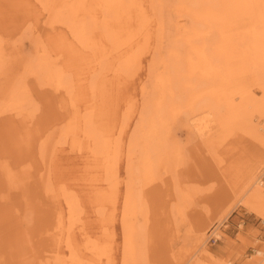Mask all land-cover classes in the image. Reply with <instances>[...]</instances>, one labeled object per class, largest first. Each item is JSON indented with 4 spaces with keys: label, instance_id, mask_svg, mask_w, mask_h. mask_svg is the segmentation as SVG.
<instances>
[{
    "label": "bare ground",
    "instance_id": "6f19581e",
    "mask_svg": "<svg viewBox=\"0 0 264 264\" xmlns=\"http://www.w3.org/2000/svg\"><path fill=\"white\" fill-rule=\"evenodd\" d=\"M39 3L48 14L50 25H65L77 43L94 51L95 63L90 64L87 71L80 76V80L91 73L87 79H90L92 97L97 99V94L99 96L96 109L98 112L95 109L88 111L89 113L84 112L82 129L87 140L82 141L79 148L81 150L84 145L90 147L94 144L96 148H91V151L98 155L101 163L103 162L108 189L104 194L102 190L99 192L101 198L98 196L97 203H115L117 197L121 201L119 264H149L151 262L148 263L147 258L146 235L150 234L147 230L158 186L168 183V204L165 203L163 212L170 210L174 219L177 216L184 218L186 208L196 195V187L182 182L177 176L178 167L182 163L180 147L171 145L169 141L161 142L158 135H167V126L184 115L190 117V124L193 119L202 116L197 120V127L206 138L208 147H215L213 134L216 127L225 131L247 128L256 132L260 130L263 132L264 143V122L255 115L258 113L264 117V0H149L150 12H147L142 0H39ZM123 21H126L125 24H122ZM135 21L140 24L133 34L131 26ZM135 36L138 38L136 42H143V50L145 47L151 50L152 56L147 65V77L140 88V113L132 130L129 150L124 154L121 146L113 147L109 140L110 131L104 124L106 119L103 116L106 111L111 112L106 85L109 73H104V70L110 69L117 75L130 72L135 58L129 53L136 45ZM48 56L44 51L39 56H32V60L27 57L31 61L24 63L22 75L13 83L10 79L2 80L6 72L0 70V112L14 111L29 120L34 118L39 108L34 105L36 100L27 84L30 78L35 79L39 88H49L64 95L62 104L68 107H65V114L69 112L70 107L77 108L82 101L76 99L73 93L76 79L66 71L64 65L53 63L52 59L48 60ZM37 57L38 59H35ZM2 63L0 54V66ZM102 81H105V84ZM254 85H260L263 94L260 101L255 98L251 87ZM136 102L128 103L122 114L124 130L129 126L137 109ZM96 105L97 101L92 107L96 108ZM50 111L46 109L44 117L49 116L52 119ZM76 118L77 116L70 117L66 124L63 123L64 128L60 126L62 115L53 118L49 124L41 123L40 129H43V133L39 137L42 141L39 152L43 163L53 148L55 150L58 134L61 139L64 137L68 140V137L72 136L77 140L80 119ZM98 118L102 120L101 124L98 123ZM43 127L48 130L45 131ZM9 163L10 161L3 165V174L11 188H18L22 185L23 180L21 183L20 180L23 175L20 176L18 169ZM44 165L47 174L49 166ZM28 167H32V163ZM262 168L264 153L256 157L241 174L238 181L239 196L233 205L242 206L264 219V182L261 179L264 172L260 173ZM46 174L42 173L41 179L45 181V196L57 202L58 208L61 202L59 196L64 195L70 213L69 221L72 224L80 217V199L76 194L66 192L65 186L61 187V193L55 192L48 180L49 175L46 177ZM166 176L171 178L166 180ZM169 182H172V185H169ZM226 198L215 200L216 206H221ZM156 209L154 216L158 215ZM98 213L104 217L103 209ZM229 214L230 211H227L223 220ZM26 221L31 226L32 215L28 216ZM177 221L175 226L179 221L182 223L179 218ZM222 223L215 221L210 226L198 229L195 225L188 238V262L229 264L218 260L207 246L209 236L223 238ZM65 225L64 215L62 211H58L55 227L47 228L43 234L48 235L47 238L56 237V243L61 242ZM67 228L69 230L70 226ZM57 236H60V239ZM65 243L69 251L67 257H63L59 250L54 249L50 250L51 254L42 256L39 260L35 257L34 261L29 262L19 257L22 259L20 264H93L77 254L70 237H67ZM86 244L89 245L88 250L95 255H104V247L102 248L96 240L88 237ZM172 248L171 246V250ZM255 255V263L249 264H264V249H258ZM174 256L177 257L176 254Z\"/></svg>",
    "mask_w": 264,
    "mask_h": 264
},
{
    "label": "rangeland",
    "instance_id": "374dc122",
    "mask_svg": "<svg viewBox=\"0 0 264 264\" xmlns=\"http://www.w3.org/2000/svg\"><path fill=\"white\" fill-rule=\"evenodd\" d=\"M142 1L147 12H150L149 0ZM132 13L134 14V12ZM125 22L123 21L122 24ZM139 24V21H135L131 26L133 34L136 33ZM51 25L48 23V14L42 8L39 0H0V54L3 62L0 70H4L7 77H2V80L10 79L13 83L22 75L24 63L31 61L33 59L31 57H35V54L39 56L45 51L49 54L48 60L52 59L53 63L64 65L66 71L74 76L76 88L73 93L76 99L82 101L77 108L70 107L69 112L65 114V107L67 106L62 104V96L64 95L49 88H39L35 79L30 78L27 80V84L31 88L34 100H36L34 105L39 108L36 110L34 118L29 120V118L19 116L14 111L0 112V264H20L22 259L30 262L31 260L34 261L35 257L36 260H39L42 256L51 254L50 250L54 249L59 250L63 257H67L69 255V251L65 247L67 237L71 238L77 254L85 260L87 259L88 262L119 264L121 201L117 197L115 203L109 201L97 203L99 192L102 190L104 194L108 189L107 183L105 184L106 173L103 162L101 163L98 155L91 151V148H96L93 146L94 144L90 147L84 145L81 150L79 148L81 142L87 140L82 129L84 128L83 117L85 113H89L88 111L98 109L99 105V96L97 94V99L92 97L89 86L90 79H87L91 73L87 74L85 79L80 80V76L87 71L90 64L95 63L94 51L77 43L65 25L60 23ZM137 40L138 38L135 36L136 45L129 53L135 58L130 72L117 75L110 69L104 70V73H109L106 85L107 94L110 97L108 101L111 104V112L106 111L103 116L106 119L104 124L108 126L110 131L109 140L111 144L114 148L121 146L124 154L129 150L132 130L140 113L139 107L142 103L140 88L147 77V65L152 56L151 50H147L146 47L143 50V42H136ZM99 83L101 82L99 81ZM102 83L105 84V81ZM259 86H251L257 101L263 98ZM96 101V108H93L92 105ZM135 101H137V109H135L129 126L124 130L122 129V114L127 104H135ZM46 109L51 110L52 119L58 115L63 116V121H60L62 124L59 123L60 126H63L62 128L65 127L63 123L66 124L70 117L77 116L76 119H80V130L76 136L77 140L72 136L66 140L62 136L65 140L63 142L60 134H58L56 137L58 139L55 138L57 141L54 146L55 150L54 148L53 151L51 150L49 158L47 157L43 163L39 152L42 142L39 137L43 133L40 125L41 123L49 124L52 120L49 116L44 117ZM96 111L98 112V110ZM255 115L264 122V117L258 113ZM184 116L170 123L167 126V135H158V138L161 142L169 141L171 145L180 147L182 163L178 167L177 176L182 182L195 186L196 195L190 203L191 206L186 208L187 213L184 212V218L177 216L181 222L184 219L183 222L180 224L179 221V224L177 223L178 225L175 226L177 218L174 219V215L172 217V213L168 209L165 210V213L163 212V207L166 208L165 203L169 198L167 195L168 183L166 185L162 183L161 187L158 186L156 193L154 191L155 199L153 200L147 230L151 235L149 233L146 235L148 263L194 264L193 261L188 262L190 258L188 238L195 225L198 226L197 229L204 228L215 221L223 222L221 227L223 238L218 239L214 235L209 236L207 239L209 251L215 254L218 260L225 263H255L256 251L264 249V219L242 206L233 204L239 196L240 185L238 181L241 174L256 157L264 153L263 132L248 130V128L246 130L225 131V129L216 127L213 134L215 147L211 148L208 147L206 138L201 135L197 127V120L202 116L193 119L192 124H190V117ZM101 122L102 120L98 118V123L101 124ZM191 127L192 131H190ZM44 129L45 131L48 130L47 128ZM9 161L11 166L18 169L19 175L24 176L20 180V183L22 180L26 182H22V187L11 188L8 184L2 167ZM31 163L32 167L29 168ZM44 164L50 167H48L47 174L44 170ZM22 170H28V172L24 173ZM262 172H264V168L260 173ZM42 173H45L46 177L49 175L48 180L52 183L55 192L61 193V187L65 186L66 192H72L80 199L79 221L75 219L72 224L69 221L71 220L70 213L63 194L59 196L61 210L59 207L56 208L57 202L54 201V203L53 200L47 199L43 191L45 181L41 180L43 178ZM170 178L166 176L164 179ZM29 179L31 180L29 181ZM261 179L264 182V173ZM171 183L169 182V185H172ZM221 197L227 198L221 206H216L215 200H219L218 198ZM101 209H103L104 217L98 213ZM155 209L158 213L155 215L156 217L154 216ZM58 211H62L66 225L64 226L65 234L62 235V241L56 243V237L47 238L49 236L44 235L43 232L47 228L55 227ZM227 211H230V214L223 220ZM31 215L33 222L30 226L26 220ZM184 221L185 225L183 224ZM69 226L70 229L67 230ZM107 235L112 236V238ZM57 237L60 239V236ZM88 237L96 240L102 248L104 247L105 253L102 257L88 250L87 246L89 245L86 244ZM171 246L173 247L172 250ZM205 261L207 262V259Z\"/></svg>",
    "mask_w": 264,
    "mask_h": 264
}]
</instances>
